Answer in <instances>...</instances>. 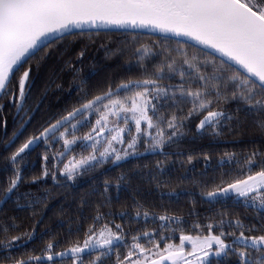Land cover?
Instances as JSON below:
<instances>
[{
    "label": "snow or ice",
    "instance_id": "obj_1",
    "mask_svg": "<svg viewBox=\"0 0 264 264\" xmlns=\"http://www.w3.org/2000/svg\"><path fill=\"white\" fill-rule=\"evenodd\" d=\"M109 26L124 30L126 36L131 30V39L122 46L110 50L100 45L106 56L127 57L120 65L124 74L118 83L109 79L93 92L82 77L75 104L54 112L51 107L41 109L48 86L30 102L36 82L34 63L38 72L53 48L67 51L86 33L95 43L92 30L98 34ZM138 30L162 35L145 44L138 40ZM87 47H81L77 62H83ZM73 71L80 70L73 67ZM5 102L14 109V126L0 137V264H57V258L62 264H264V0H0V112ZM228 104H235L233 113L226 109ZM194 118L199 136L221 137L225 127L230 135H242V125L248 121L261 134L242 155L224 153L220 167L227 162L236 168L222 172L219 183L209 188L207 182L192 178L209 203L231 199L254 211L255 222L221 211L207 216V223L197 220L185 230L179 215L165 209L157 216L135 198L134 216L126 202L119 212L104 211L111 209L113 200L108 195L112 182L105 179L103 200L93 205L81 198V212L89 207L91 214L81 215L80 222L89 223L76 227L75 238L71 224L64 241L50 228L38 232L47 203L39 195L19 191L26 181L27 157L35 147L43 143L44 165L30 182L50 176L54 184L64 186L106 163L118 165L141 155L140 143L144 152L167 157L165 148L179 146ZM3 122L7 127L6 118ZM89 124L87 132L77 134ZM60 142L62 150L50 157L49 150ZM77 145L81 153L64 161ZM50 158L57 161L52 169L47 166ZM204 160L207 165L210 156L205 154ZM192 161L188 155L187 163ZM156 167L154 180L165 172L161 161ZM204 175L206 171H201ZM187 179V174L180 178ZM123 180V175L117 178V201ZM162 183L167 187L159 180L157 187ZM10 202L18 209H32L34 222L29 229L21 231L17 217L7 215ZM141 216L158 218L160 230H131L115 223L116 217L131 222ZM33 240L43 242L39 252L35 247L20 251ZM86 256L90 258L85 260Z\"/></svg>",
    "mask_w": 264,
    "mask_h": 264
},
{
    "label": "trees",
    "instance_id": "obj_2",
    "mask_svg": "<svg viewBox=\"0 0 264 264\" xmlns=\"http://www.w3.org/2000/svg\"><path fill=\"white\" fill-rule=\"evenodd\" d=\"M91 35L95 43L89 40L86 33L82 40H75L68 47L67 51L63 47L59 50L53 48L51 56L41 64L39 68L41 77L37 80L39 84L44 83L52 71H55L56 74L65 66L63 76H61V79L55 80L51 90L47 93L42 105V111L51 107L54 112L66 107L70 108L74 105L77 98V87L82 77L88 79L87 87L93 92L98 90V86L103 87L109 79H112L114 83L119 82V78L124 74L120 65L123 64L127 57L106 56L105 49L100 47V45L104 44L110 50L115 49L117 46H122L126 40L131 39V32H128L127 36L124 32H98V34L97 32H91ZM157 38L158 36L147 34H140L138 36V40L145 44H151ZM69 40H72V38L70 37ZM85 44L88 47L83 62H77V54ZM171 44L173 47L176 46L174 40L171 41ZM192 51V49H189L190 53ZM62 52L63 55L61 54ZM73 67L80 71L78 73L74 72ZM93 72H95L94 75ZM57 85H60V87L57 88ZM6 107L7 105L4 108ZM225 107L230 113H233L236 106L235 104H228ZM240 118L241 120L244 119L243 114H241ZM95 120L96 115H92V123H95ZM196 123H198V118H194L188 125V128L185 129L186 135L180 141L179 146L172 145L165 148V151L169 153L167 157L160 153H155L147 156H131L119 162L118 165H113L109 162L93 171L78 176L75 181H69L64 186L52 183L50 178L47 180L46 185H41V183L22 184L19 188L20 193H34L44 198L47 203V207L43 209L46 214L43 223L38 226V232H44L45 227L50 228L52 233H58L57 239L64 241L68 238L69 224H71V238H75L76 227L79 225L81 228H85L89 223L87 220L81 223V215L88 217L91 214L89 207H85L81 212V198L88 199L93 205L96 201L103 200L104 197L101 195V192L105 179H109L112 182V188L108 195L112 196L113 200L111 209L106 207L104 211L119 212L121 210L120 205L126 202L129 206V215L134 216L135 213L132 205L133 198H135L150 212L154 211L157 213V216L163 214L165 209L171 214L179 215L185 230H191L193 223L197 220L201 223H207L208 221L205 219L207 216L216 215L221 211H226L230 214L239 213L241 219H244L246 223L250 221L255 222L254 217L256 214L254 211L246 209L242 204H235L231 199L209 203L208 199H204L202 196L201 186L193 184L192 178L207 182L209 188L214 183H219V177L222 172H232L236 168L235 164L228 165L227 162H225L223 168L220 167L221 157L224 153L235 152L238 155H242L244 151L250 150L253 146L251 141L254 138L258 141L261 134L253 130L251 121H248L242 125V135H230L225 127V135L221 137L214 138L207 133L199 136L195 135ZM225 123L228 122L225 121ZM231 123L234 124L235 121ZM1 125L0 123V127ZM142 126L146 127V125ZM90 127L91 124L81 128L77 134L82 135ZM134 127L133 124V134ZM188 129H191V131H188ZM74 148L80 149L78 145L74 146ZM141 151H144L143 143L139 145V152ZM178 153H182V155H178ZM205 154L210 156V162L207 165L204 160ZM188 155L193 156L191 164L187 163ZM158 160L163 163L165 172L154 180L152 177L159 172V169L156 167ZM52 162L53 160L50 158L48 162L50 169L53 166ZM201 171H206V175L200 176ZM185 174L190 179L181 182L180 178ZM121 175L124 176V180L121 182L119 201H117L116 182L117 178ZM157 180L167 182V187H164L162 183L161 187L158 188ZM45 188H47V191L43 192ZM173 189H175L174 193L172 192ZM20 202L21 204L26 203L23 196H21ZM40 207L41 205H37V209ZM31 212L32 209L15 208L11 202L7 206V215H15L17 217V223L21 225V231L29 229L34 222ZM193 212L199 215H190ZM0 218L3 217L0 216ZM115 223H123L126 229L130 228L131 230L154 228L160 230L159 225L162 222L158 218H144L141 216L137 221L131 222L127 218L121 220L119 217H116ZM178 237L179 233H176L175 242L178 240ZM47 238L45 236V239ZM42 246L43 242L41 240H33L28 242L25 247L20 248V251H24L25 248L31 250L35 247L37 252H39ZM56 250L60 249L57 248ZM89 258L86 256L85 260Z\"/></svg>",
    "mask_w": 264,
    "mask_h": 264
},
{
    "label": "flooded vegetation",
    "instance_id": "obj_3",
    "mask_svg": "<svg viewBox=\"0 0 264 264\" xmlns=\"http://www.w3.org/2000/svg\"><path fill=\"white\" fill-rule=\"evenodd\" d=\"M68 64V63H67ZM65 68L62 67L61 70L59 72H57L55 74V71H52V73L49 75L48 79L44 82V83H41L39 84V82L37 81L38 79H40L41 75L38 72H36L35 70V63L33 64V69H34V74L36 75V82H35V85L33 87V93H32V99L30 102L34 103L36 101V99H38L41 95V93L43 92V90L45 89L46 86L47 87V93L49 92V90H51L55 80H58L59 78L61 79V76H63L65 70H63ZM55 74V75H54ZM18 75V74H17ZM54 75V76H53ZM49 80H51V84L49 86ZM38 85V86H37ZM37 86V87H36ZM45 99V98H44ZM5 105H7L6 108H4V110L0 113V123L2 124L1 127H0V137H3L5 132H7L8 134L11 133L12 129H13V116H12V112L14 111V109H11L10 105H8L6 102H5ZM41 109H42V106H41ZM7 119V127L4 126V119ZM29 129H31V126H29ZM23 139V138H22ZM19 143V142H18ZM61 144H55V146L49 150V156L51 157L55 152L57 151H61L62 148H61ZM74 147V146H73ZM76 147V146H75ZM81 148L79 149H72L71 152H69L67 154V156L64 157V161H67L69 157H71L72 155H79L81 153ZM44 152V145L43 143H41L38 147H35L34 150H32L28 157H27V165L24 166L25 168V176H26V181L22 184H35V183H32L30 182V178L32 175H39L40 172L42 171V168H43V165H44V161L42 159V154ZM141 152H144V151H141ZM140 152V153H141ZM158 153V152H157ZM6 154V153H5ZM86 154V153H85ZM49 162V161H48ZM57 161H54L52 162V164L54 165ZM49 167V163L47 165ZM60 167H63V163H60L59 165ZM53 168V166H52ZM50 169V168H49ZM3 178V175L0 174V179ZM51 179V177H46V178H43L41 179L38 183H41V185H46L47 183V180L48 179ZM51 182L53 183L52 179H51ZM21 184V185H22ZM20 185V186H21ZM47 191V188L44 189L43 192H46ZM15 199V198H14ZM204 199H206L204 197ZM45 211H44V217H45ZM178 241V240H177ZM176 241V242H177ZM143 243V241H142ZM28 244V242H26L25 244H23L21 246L22 247H25L26 245ZM59 251V250H58ZM58 264H62L61 260H58L57 261Z\"/></svg>",
    "mask_w": 264,
    "mask_h": 264
},
{
    "label": "water",
    "instance_id": "obj_4",
    "mask_svg": "<svg viewBox=\"0 0 264 264\" xmlns=\"http://www.w3.org/2000/svg\"><path fill=\"white\" fill-rule=\"evenodd\" d=\"M140 31L141 34H147V35H150L148 34L147 32L143 31V30H138ZM92 32H97L95 29L92 30ZM99 32H124V30H117L114 26H109L107 29H101L99 30ZM128 32H131V30H129ZM162 34H159V33H156L152 36H158L160 37ZM152 154H155V153H149V152H141V155L140 156H147V155H152ZM206 198V197H205ZM58 260H61V258H57V261Z\"/></svg>",
    "mask_w": 264,
    "mask_h": 264
},
{
    "label": "rangeland",
    "instance_id": "obj_5",
    "mask_svg": "<svg viewBox=\"0 0 264 264\" xmlns=\"http://www.w3.org/2000/svg\"><path fill=\"white\" fill-rule=\"evenodd\" d=\"M121 124H123V121L120 122ZM134 133H135V127H134ZM179 242V240L177 241V243Z\"/></svg>",
    "mask_w": 264,
    "mask_h": 264
},
{
    "label": "bare ground",
    "instance_id": "obj_6",
    "mask_svg": "<svg viewBox=\"0 0 264 264\" xmlns=\"http://www.w3.org/2000/svg\"><path fill=\"white\" fill-rule=\"evenodd\" d=\"M56 224V223H55Z\"/></svg>",
    "mask_w": 264,
    "mask_h": 264
}]
</instances>
